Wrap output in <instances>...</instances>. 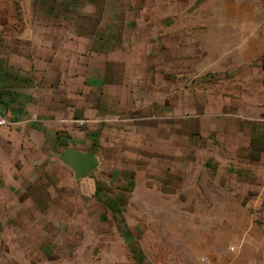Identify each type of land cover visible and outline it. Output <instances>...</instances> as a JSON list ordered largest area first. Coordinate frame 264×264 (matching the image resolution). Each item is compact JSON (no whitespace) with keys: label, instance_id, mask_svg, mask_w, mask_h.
<instances>
[{"label":"rangeland","instance_id":"374dc122","mask_svg":"<svg viewBox=\"0 0 264 264\" xmlns=\"http://www.w3.org/2000/svg\"><path fill=\"white\" fill-rule=\"evenodd\" d=\"M65 1L74 14L120 21L128 39L153 50L144 55L159 60L161 82L175 64L186 86L173 93L161 84L160 119L151 127L158 126L161 147L184 144L195 152L183 179L180 166L171 178L152 168L151 145L135 136L127 142L118 131L102 134L99 166L79 180L48 161L38 173L47 180L32 186V208L0 215V264H173L174 251L179 264H201L207 249L218 264L234 255L264 264V123L252 119L258 106L235 104L233 31L235 17L264 28V0ZM247 145L256 152L254 168H238Z\"/></svg>","mask_w":264,"mask_h":264},{"label":"crops","instance_id":"0c3cea01","mask_svg":"<svg viewBox=\"0 0 264 264\" xmlns=\"http://www.w3.org/2000/svg\"><path fill=\"white\" fill-rule=\"evenodd\" d=\"M69 5L65 0H0V115L9 122L0 128V215L32 208L37 195L32 186L47 180L38 173L48 161L72 171L61 162L67 149L93 152L99 166L95 146L105 133L118 131L127 142L136 137L151 145L147 151L153 155L152 168L168 170V178L180 166L177 176L183 179L192 164L191 146L161 147L159 128L151 127L160 119L161 84L173 93L181 84L186 86L185 80H177L175 64L164 72L171 78L161 82L159 60L144 55L153 50L128 39L120 21L90 12L74 14ZM233 21L235 104L258 106L252 119L264 123V28L254 18ZM258 131L264 135V129ZM246 147L248 159L235 162L238 168H254L250 159L256 152ZM161 153L184 161H170ZM157 179V184L167 180ZM128 183L133 179H125ZM156 197L160 200V193ZM207 250L201 264H218V256ZM169 259L180 263L175 251ZM228 263L245 264L235 255Z\"/></svg>","mask_w":264,"mask_h":264},{"label":"water","instance_id":"95a60500","mask_svg":"<svg viewBox=\"0 0 264 264\" xmlns=\"http://www.w3.org/2000/svg\"><path fill=\"white\" fill-rule=\"evenodd\" d=\"M61 162L72 169L76 179L87 175L98 166L93 152H72L69 149L62 154Z\"/></svg>","mask_w":264,"mask_h":264},{"label":"built area","instance_id":"2783aa9c","mask_svg":"<svg viewBox=\"0 0 264 264\" xmlns=\"http://www.w3.org/2000/svg\"><path fill=\"white\" fill-rule=\"evenodd\" d=\"M9 125L8 120H6L2 115H0V128Z\"/></svg>","mask_w":264,"mask_h":264}]
</instances>
